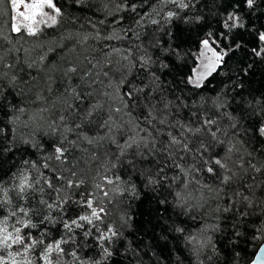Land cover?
I'll return each instance as SVG.
<instances>
[{
    "label": "snow or ice",
    "instance_id": "snow-or-ice-1",
    "mask_svg": "<svg viewBox=\"0 0 264 264\" xmlns=\"http://www.w3.org/2000/svg\"><path fill=\"white\" fill-rule=\"evenodd\" d=\"M0 4V264H264V0Z\"/></svg>",
    "mask_w": 264,
    "mask_h": 264
},
{
    "label": "trees",
    "instance_id": "trees-1",
    "mask_svg": "<svg viewBox=\"0 0 264 264\" xmlns=\"http://www.w3.org/2000/svg\"><path fill=\"white\" fill-rule=\"evenodd\" d=\"M8 11H9V9L7 8L6 5L0 4V27H3V31L5 33H7V31H8L7 24L9 23V20H8V17L5 15V13H8ZM57 35H59V34L57 33ZM90 43H92V42L90 41ZM126 44H127L126 41H122V42H120L119 46H124Z\"/></svg>",
    "mask_w": 264,
    "mask_h": 264
}]
</instances>
